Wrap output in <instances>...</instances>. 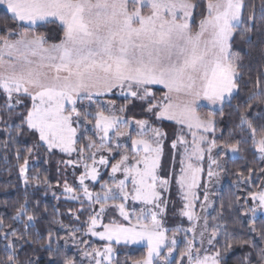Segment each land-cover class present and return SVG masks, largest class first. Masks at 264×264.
Instances as JSON below:
<instances>
[{"label":"snow or ice","instance_id":"snow-or-ice-1","mask_svg":"<svg viewBox=\"0 0 264 264\" xmlns=\"http://www.w3.org/2000/svg\"><path fill=\"white\" fill-rule=\"evenodd\" d=\"M246 7L245 0H0V10L7 18L0 35V91L7 98L3 107L11 115L23 104L22 98L30 99L31 106L25 112L15 113L21 121L17 135L26 126L38 135L35 147L46 146L48 152L58 149L69 155L79 152V162H65L69 166L82 163L84 168L79 176L82 197L71 195L70 198L92 206L86 234L105 242L102 248H79L80 244L88 245V241L78 240L72 232L69 236L79 251L68 255L52 247L53 233L49 232L47 250L50 256L57 257L49 264H84L85 260L88 264H119L115 261L113 242L125 247L144 245L143 256L131 264H172L170 258L178 247L179 231L185 232V240L175 264H184V258L187 264H222L219 249L209 254L203 247L209 222L206 216L202 218L196 213L195 205L199 201L197 190L205 153L209 161L207 175L211 179L218 175L213 165L219 167L218 159L212 154L214 149L217 153L221 147L233 153L240 151L236 143L217 144L213 116L215 106L220 105L222 110L238 88L240 57L232 51L233 40L238 32L243 39L257 18L253 6L247 15L248 26L240 31L245 24ZM260 19L264 21V0ZM7 20L14 22L15 29ZM46 24H58L62 29L58 43L49 44L44 34L32 30ZM255 88L249 99L257 98L264 103V88L259 78ZM117 90L129 103L145 102L148 118L127 119L117 114L113 100H108L107 106L97 100L116 94ZM93 104L96 109L91 112L89 108ZM204 107L213 110L202 116L200 109ZM126 110L127 104L118 111L122 114ZM152 118L157 122H174L178 134L171 146L174 150L178 146L183 148L175 182L183 201L180 215L187 218L190 226L172 229L171 238L162 217L168 203L164 193L169 191L173 172L166 177L160 175L166 133L152 126ZM89 124L94 136L85 137L87 144L77 149L78 131L84 125L87 132ZM133 124L135 134L131 130ZM245 125L256 153L264 159V128L258 136L257 128L241 113L237 127L243 129ZM121 138L130 140V147ZM28 152L31 155L32 148ZM109 164L111 182L101 184L98 192L91 191L85 181L97 182L98 166ZM27 165L26 156L19 166L25 184L29 180ZM261 173L264 174V169ZM117 174L122 178L118 179ZM31 179L40 180L39 175ZM204 189L200 207L206 211L211 203L207 183ZM64 191L71 194L76 190L65 183ZM250 196L253 207L247 211L255 216L258 210L264 211V188ZM129 202L141 207L130 208ZM109 209L118 212L121 219L103 223ZM25 215L27 227L35 217L28 214L26 203L17 208L14 219ZM217 219L212 218L208 245L214 246V241H219ZM198 227L200 247L195 244ZM250 231L256 232L255 227ZM189 232L193 233L191 238L187 237ZM259 236V241L236 242L241 248L247 245L252 249L238 264H264V233ZM2 238L7 243L0 264H33L31 258L20 260L23 247L19 241L23 237L17 236L15 230L4 232ZM61 239L67 243V238ZM225 239L224 251L231 252L235 245L229 233H225ZM25 243L31 246V242Z\"/></svg>","mask_w":264,"mask_h":264},{"label":"trees","instance_id":"trees-1","mask_svg":"<svg viewBox=\"0 0 264 264\" xmlns=\"http://www.w3.org/2000/svg\"><path fill=\"white\" fill-rule=\"evenodd\" d=\"M247 7L245 8V24L241 26L240 31L248 26L247 15L255 6L256 21L251 25V31L242 39L239 32L233 40V52L240 57V75L237 80L238 88L233 94V97L226 102L222 110L214 111L213 119L216 122L215 138L218 145H223L225 142L236 143L240 151L235 157L229 155V151L220 148L219 153L213 150V156L218 159L219 167L213 165V170L218 175L208 180L209 201L210 206L206 211L200 207V202L195 205L196 213L203 217H207L209 222L208 233H206L203 247L207 248L209 253L216 251L221 252L222 264H238L246 252L252 251L245 245L241 248L236 242L240 240L254 239L259 241L260 233H264V215L253 217L252 213L247 211L250 208V193L257 192L264 188V174L261 169H264V159L256 153L250 137V131L245 125L242 128L240 125V115L244 113L247 120L250 121L259 131L264 128V103L259 102L257 98L249 99L256 91L255 84L257 79H260L261 87L264 88V21L260 19L262 0H245ZM200 9L197 10L195 20H199ZM5 14L0 10V35H3V27L6 21ZM7 24L15 29V24L11 20H7ZM38 33L45 35L48 42L59 41L62 30L58 24H46L39 28L32 29ZM157 96L160 91L155 89ZM23 104L17 106L15 113H23L27 107H30V100L22 98ZM97 100L107 106L108 100L115 102V108L118 115H124L127 119H147L148 115L144 112L147 104L142 101L132 100L129 103L126 98L118 97L117 95H110L106 97L97 98ZM6 103V96L0 91V221L3 226L0 227V258L4 256V245L7 243L2 238L4 232H11L15 230L17 236H22L23 239L19 244L23 247L20 253V260L23 262L31 258L33 264H49L50 260H55L57 257L50 256L47 250L46 240L49 232L53 233L52 247L60 248L67 252L68 255L78 254L79 248L85 246H103L104 242L98 240H91L84 234L86 227V220L89 216V211L81 210L76 216L73 213L76 211L77 205L71 202H66L57 199L45 192L59 191L66 174L61 172V164L70 160L72 157L62 154L58 151L48 152L47 148L35 147L38 135L29 131L26 126L20 135H17V125H20V118L5 111L3 105ZM85 105L87 101L83 102ZM127 104L125 113H119V108ZM96 105L93 104L89 111L94 112ZM201 112L208 114V109H202ZM153 125L159 126L166 138L163 142L165 153L162 159L163 169H166V176L173 172L176 164L173 162L172 150L170 143L175 138L176 125L170 122H157L154 118L150 120ZM131 130L135 134V125ZM7 128V131L5 130ZM88 131L85 132L84 125L78 131V138L76 147L82 144H87L85 137L94 136V130L91 124L87 126ZM212 139V134L209 135ZM258 138V137H257ZM7 141V147H5ZM122 143L127 142L130 147V140L121 138ZM32 148V153L29 155L28 149ZM79 153V152H78ZM19 155V159L17 156ZM28 157L30 167L28 173V188L24 186L20 177L19 166L24 163V158ZM118 154L116 159H118ZM115 161L112 160V163ZM105 169L99 182H104L109 176V168ZM252 170L251 173L249 170ZM39 175V182L33 181L31 177ZM121 174H117L120 178ZM68 178V175L67 177ZM175 175L173 172L170 188L168 191V203L164 215V225L168 231V235L173 234L172 229L177 227H186L189 223L180 215L182 209V200L179 198L177 185L175 183ZM47 180V183L43 181ZM203 186V184H202ZM92 189L100 190L99 183L93 184ZM200 198L203 194L199 193ZM27 204L28 214H32L35 219L26 227V215L18 219L16 210L21 204ZM223 205V207H222ZM231 206V207H230ZM109 213L115 216L114 210L110 209ZM213 217H218L216 223L219 225L217 232L219 234V241H214L213 245L207 244V236L212 232ZM222 217V218H221ZM203 225V219L199 222ZM255 227L256 232L250 231ZM197 228L196 247H200L199 231ZM75 232L79 240H87L88 245H79V248L73 244L69 234ZM178 233V232H177ZM225 233L230 234V238L234 243V248L231 252H225L226 239ZM179 238L181 233L177 234ZM193 235V234H192ZM16 239V237H10ZM67 238V243L65 239ZM25 241L31 242V246ZM116 252L115 261L123 264L127 261L131 264L132 260L139 259L146 251L143 246H123L113 244ZM182 244L179 243L176 249V256L172 260L175 264L177 259H180V250ZM184 258V263H185ZM84 264H88L85 260Z\"/></svg>","mask_w":264,"mask_h":264},{"label":"rangeland","instance_id":"rangeland-1","mask_svg":"<svg viewBox=\"0 0 264 264\" xmlns=\"http://www.w3.org/2000/svg\"><path fill=\"white\" fill-rule=\"evenodd\" d=\"M246 17V15H245V13H244V18ZM62 30V29H61ZM48 42V41H47ZM59 41H57V42H52V43H58ZM49 44H52L51 42H48ZM233 51V50H232ZM158 88V87H157ZM112 95H117L118 97H122V98H125V96H123V95H120V94H118V90H117V92H116V94H112ZM159 96V95H158ZM101 98V97H100ZM7 99V98H6ZM130 99V98H129ZM30 100V99H29ZM229 100H226V102H228ZM225 102V103H226ZM224 103V104H225ZM5 105V104H4ZM30 106H31V101H30ZM223 107V106H222ZM202 109H208L209 111L210 110H213V109H211L210 107H204V108H201L200 110H202ZM221 109V106L220 105H217V106H215V109H214V111H216V110H220ZM200 113H201V115L202 116H207V113L206 112H201L200 111ZM165 122H170V123H173V124H175L174 122H171V121H165ZM151 124H152V122H150ZM176 125V124H175ZM152 126L153 127H159V126H156V125H153L152 124ZM132 128H134L133 126H132ZM160 128V127H159ZM176 132H175V138L174 139H176V136H177V134H178V126L176 125ZM161 129V128H160ZM162 130V129H161ZM162 132H164L163 130H162ZM185 134H186V136H187V139L189 140V141H191V135L189 134V133H187V130L185 129ZM210 135V134H209ZM166 138V137H165ZM165 138H164V140H165ZM209 139H211L210 137H209ZM164 140H163V142H164ZM172 142L170 143V147H171V152H172V156H173V153L175 152V156H176V164H174L173 163V165L175 166V168H173L174 170H173V172H174V175H178L179 174V170H180V156H181V153L183 152V148L182 147H179L178 146V149H176V150H174L173 148H172ZM46 147V146H45ZM162 149H163V154H162V159H163V157H164V153H165V148H164V145L162 144ZM54 151V150H53ZM55 151H58V152H60V153H62V154H66V153H63V152H61V151H59L58 149H55ZM66 155H68V156H73L70 160H73V161H76V162H79V160H80V154L78 153V151L77 152H73L71 155H69V154H66ZM105 155H107V153H105ZM229 155L231 156V157H235L236 155H237V152H235V153H233V152H230L229 151ZM99 158V156L97 157V159ZM119 158V157H118ZM66 161H68V160H66ZM66 161H64L62 164H61V167H60V169H61V172H62V174L64 175V174H66L67 173V175H68V178H66L67 177V175H66V177L64 178V182L62 183V185H61V188H60V190L59 191H48V190H45V192H47V193H49L50 195H52L53 197H55V198H57V199H61V200H64V201H66V202H71V203H74V204H76L77 205V208H76V211L73 213V216L75 217L76 216V214L79 212V211H81V210H88L89 211V215L91 214V212H92V206H90L86 201L82 204V202H81V200L80 199H76V200H73V199H71L70 198V196L71 195H78V196H81L82 197V190L80 189V185H79V176L84 172V168H83V165H82V163H78V164H73V165H71V166H69V165H66L65 164V162ZM89 163L91 162V161H88ZM113 163H115V161L113 162ZM208 165H209V161H208V159H207V153H205V159L203 160V162H202V168H203V172L201 173V183H200V187L198 188V190H197V193H198V195H199V193L201 192L202 194H203V197L202 198H200V196H199V201L198 202H200V201H202V200H204V191H205V189H204V184L205 183H207L208 182V180H209V177H208V175H207V172H208ZM109 166V165H108ZM108 166H98V171H99V173H100V175H99V177H98V181L97 182H93V181H91V180H86L85 181V183L89 186V189L91 190V191H93V192H98V191H100L101 190V184H103L105 181H108L109 183L111 182V179H110V176H108V178L104 181V182H99L100 181V179H101V177H102V174H103V172L105 171V169L106 168H108ZM29 167H30V163L28 162V165H27V170L29 169ZM167 168H168V166H167ZM167 168H165V169H163V166H162V168H161V171H160V175L162 176V177H166V169ZM110 170H111V166H110V168H109V173H110ZM26 175H27V177H28V173H26ZM168 176V175H167ZM120 178H122V175L120 176ZM119 179V178H118ZM175 179V178H174ZM22 182H23V180H22ZM65 183H67L70 187H72V188H74L76 191H74L73 193H71V194H68V193H65V191H64V185H65ZM96 183H99V187H100V190H98V191H95V190H93L92 189V185L93 184H96ZM176 183V182H175ZM23 184H24V186L25 187H27L28 188V185H29V182L27 183V184H25L24 182H23ZM202 184H203V186H202ZM208 184V183H207ZM177 185V184H176ZM129 187H130V185H129ZM177 189H178V194H179V198H180V200H182L181 199V194H180V190H179V186L177 185ZM164 196L166 197V198H168V192H166V193H164ZM167 201H168V199H167ZM250 208L251 207H253V201H252V198L250 197ZM129 207L131 208V207H135L137 210H139V208L141 207V205H139V204H132L131 202H129ZM182 207H183V201H182ZM95 208L96 209H98L99 208V205H95ZM110 210V209H109ZM113 210V209H112ZM181 211V210H180ZM114 212H115V216L113 217L112 216V214H110L109 213V211H108V213H107V216L106 217H103L102 218V222L103 223H108L111 219H121L120 217H119V215H118V212H116L115 210H114ZM165 215V214H164ZM164 215H163V217H162V219H163V224H164ZM253 215V214H252ZM262 215H264V211H257L256 212V214H255V216H253V217H257V216H262ZM89 217V216H88ZM188 223H189V221L187 220V218L186 217H183ZM88 221V218H87V220H86V222ZM126 223V222H125ZM190 225H188V226H186V227H179V228H181V229H186V228H188ZM164 227H165V225H164ZM166 228V227H165ZM98 230H102V229H98ZM86 232H87V223H86V227H85V230H84V234L87 236V237H89L91 240H98V241H100L99 240V238L98 237H92V236H90V234H86ZM181 233V235H182V237L181 238H179V236L177 235L178 233ZM177 234H176V240H177V242H178V244L179 243H181L182 244V248L184 247V240H185V232L184 231H179ZM192 234L193 233H187V237L188 238H191L192 237ZM168 235V234H167ZM172 235L173 234H171V235H168L169 236V238H171L172 237ZM78 240H79V238H77ZM105 243V242H104ZM113 244H115V242H113ZM195 244H196V241H195ZM80 245H82V244H80ZM117 245V244H116ZM122 245V244H121ZM76 246V245H75ZM129 246H143L144 247V245H129ZM100 248H102L103 246H99ZM115 251V250H114ZM210 254V253H209ZM176 256V251L174 252V254H173V257L172 258H170L171 259V261L174 259V257ZM186 259V258H185ZM184 264H187V259L185 260V263Z\"/></svg>","mask_w":264,"mask_h":264}]
</instances>
